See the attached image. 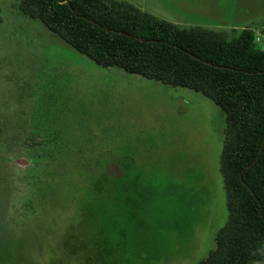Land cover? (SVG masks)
Returning <instances> with one entry per match:
<instances>
[{"label":"rangeland","instance_id":"rangeland-1","mask_svg":"<svg viewBox=\"0 0 264 264\" xmlns=\"http://www.w3.org/2000/svg\"><path fill=\"white\" fill-rule=\"evenodd\" d=\"M235 1L228 37L264 49V0ZM0 15V264L203 260L227 217L222 110L96 65L15 0Z\"/></svg>","mask_w":264,"mask_h":264},{"label":"trees","instance_id":"trees-1","mask_svg":"<svg viewBox=\"0 0 264 264\" xmlns=\"http://www.w3.org/2000/svg\"><path fill=\"white\" fill-rule=\"evenodd\" d=\"M15 6L96 65L201 93L222 110L227 217L198 264H264V49L254 32L245 28L230 38L183 28L122 0H15Z\"/></svg>","mask_w":264,"mask_h":264},{"label":"crops","instance_id":"crops-1","mask_svg":"<svg viewBox=\"0 0 264 264\" xmlns=\"http://www.w3.org/2000/svg\"><path fill=\"white\" fill-rule=\"evenodd\" d=\"M225 1L226 0H149V3L144 4V2H141V4L144 5L137 4L136 6L133 3L130 4L141 11L150 13L159 19L171 22L179 27H201L226 33L228 29H237L232 26L228 28V25H226V20H228V16L231 13V8L233 6L236 9V5H227ZM233 1L236 2L235 0ZM220 5H223L222 9H220ZM225 8L228 9L225 10ZM221 11H223V15L226 16L222 20L220 19ZM213 21L224 25H219L217 27H215L216 25H210V22L214 23ZM242 30L243 27L241 28V31ZM250 30L253 31V29ZM241 31H238L237 35Z\"/></svg>","mask_w":264,"mask_h":264},{"label":"built area","instance_id":"built-area-1","mask_svg":"<svg viewBox=\"0 0 264 264\" xmlns=\"http://www.w3.org/2000/svg\"><path fill=\"white\" fill-rule=\"evenodd\" d=\"M255 42H256V43H257V42H260L259 37H255Z\"/></svg>","mask_w":264,"mask_h":264}]
</instances>
